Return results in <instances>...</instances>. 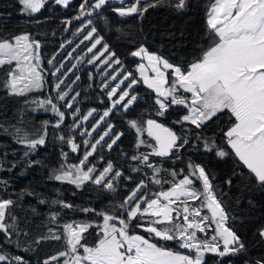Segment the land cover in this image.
<instances>
[{
    "label": "snow or ice",
    "instance_id": "1",
    "mask_svg": "<svg viewBox=\"0 0 264 264\" xmlns=\"http://www.w3.org/2000/svg\"><path fill=\"white\" fill-rule=\"evenodd\" d=\"M47 2L48 0H18L22 10L28 14L40 12ZM168 2L169 6L177 10L186 7V0H177L175 4L171 0ZM54 3L67 7L70 0H54ZM106 3L107 0H91V3L83 0L79 6V14L73 19L80 20L83 28H88L92 25V20L84 21L83 18L91 17L95 10L101 9ZM163 3L164 0H155V3L135 0L127 8L121 7L116 11L122 17L135 13L142 16L148 8ZM71 22L64 21L66 25ZM206 23L210 46L202 49V54L189 65H174L167 59L149 53L144 47L133 51V57H142L147 61V64L137 66L142 80H138L132 72H125L119 79V73L111 75V81H117L114 86L108 80L102 82V89L106 90L110 106L99 115L92 132L99 128L101 122H106V118L114 110L129 111L138 100V96L131 95L130 90L142 82L156 95L154 103L157 106V116H164L173 105L182 106L186 114L175 123H188L196 129L205 127L213 118L227 116L228 127L226 131H222L225 147H219L215 140L209 142L204 139L205 151L215 149L216 155L221 159L233 157L238 166L247 169L245 179H254L264 187V0H214L207 12ZM83 28L78 31H83ZM96 33L97 28L92 26L81 41H92L87 49L88 53H93L98 45H102V49L93 53L92 59L88 60L89 64L100 60L108 52V45L102 44L103 37ZM40 47V42L28 34L0 39V70L4 72L2 84L9 95L26 97L29 93L44 89L46 80L44 69L40 66ZM63 47L62 44L61 48ZM68 56L71 57L72 53L69 52ZM114 56V53H109L100 62L109 68L113 64L119 65L120 60L112 59ZM54 60L55 56L47 63L55 69L50 73L57 81L52 86L55 98L48 96L43 100L34 99L31 103L45 110H48L46 106H50V110L58 117L54 127L59 128L65 120V111L58 106L59 102H63L65 108L73 109V102L80 93L77 92L68 99L71 89L64 91L61 88L65 84V79L61 76L67 77L68 73L61 72L64 64L55 67ZM75 67L73 64L72 68ZM149 71L152 75H149ZM79 79L77 76L76 80ZM25 103L28 101L25 100ZM80 111L77 107L72 115L83 121H88L97 112L93 108L86 115L78 117ZM48 123L44 122L45 132ZM127 123L136 132V149L139 150L141 146L150 149L149 152L132 155L131 159L152 169L151 183L160 185L162 189L165 183L170 184V187L149 195L143 191L147 187L146 182L141 180L120 202L116 212L82 209L99 216L102 223H67L62 226V234L49 228L48 235L38 238L35 243L39 244L42 240H63L64 250L46 258L43 264H204L205 253H217L219 257H225L243 249L244 245L239 237L226 226L227 213L216 197L209 176L202 166L189 162L187 172L184 169L177 172L162 169L150 161L152 156L170 158L187 145L189 140L178 136L156 119L143 122L130 119ZM76 127L80 125L77 124ZM113 128V125L108 124L95 143L90 144L88 140H84L86 148L90 144V150L84 152L79 164L69 165L61 174L55 175L54 179L66 181L77 188L91 182L103 185L108 190H115L112 181L122 177L123 173L113 171L111 162L98 175H94V164L88 166L89 157L93 156L105 137H110ZM21 131L17 129V133ZM92 132L85 131L81 135L91 136ZM145 133L150 140L141 138ZM121 135L119 133L111 138L107 148L111 149ZM18 142L35 149L37 145H43L45 139L43 135L38 139H29L25 133L18 137ZM66 142L71 146L72 152L78 151L80 146L73 139ZM27 154L26 152L25 155ZM132 170L138 172L141 169L135 167ZM162 171H167L171 179L162 180ZM110 173L112 176L108 179ZM181 176L182 178L177 179ZM198 181L199 188L196 187ZM227 183L231 184V180ZM197 201L199 203H195ZM13 203L11 199H0V233L6 238L11 234L9 229L16 227L15 217H11L12 224L6 222L10 216L8 210ZM63 207L73 206L65 203ZM50 219L56 222L57 216L53 214ZM92 228L96 229L94 243H82L87 240L84 234ZM210 232L213 234L208 238ZM199 234H204V238ZM259 236L264 238V228L259 230ZM168 242H174L178 249L187 251L174 250L169 247ZM221 246L223 251L220 250ZM13 261L23 264L20 256L9 258L0 254V264H12ZM255 264H264V260H257Z\"/></svg>",
    "mask_w": 264,
    "mask_h": 264
},
{
    "label": "trees",
    "instance_id": "2",
    "mask_svg": "<svg viewBox=\"0 0 264 264\" xmlns=\"http://www.w3.org/2000/svg\"><path fill=\"white\" fill-rule=\"evenodd\" d=\"M89 2L91 3V0ZM146 2L155 3V0ZM171 2L175 4L177 0ZM212 2L213 0H186V7L177 10L169 6L168 0H164L163 4L148 8L142 16L135 13L122 17L116 11L120 5L107 0L91 17L83 18L84 21L91 19L92 25L83 28L82 22L77 20L70 24L69 33L63 35L66 25L64 21L72 20L79 14V6L83 0H72L67 7L56 5L54 0H48L40 12L34 14L22 13L18 0H0V39L28 34L39 41L40 66L44 69L46 80L42 91L18 97L9 95L8 90L3 87L4 72L0 70V199H11L14 202L8 210L10 216L6 222L12 224L11 217H15L16 225L15 229H9V237L6 238L0 233V254L9 258L20 256L23 264H43L46 258L64 250L63 240H42L39 244L35 243L38 238L48 235L49 228L62 234V226L67 223H102L99 216L82 209L116 212L120 202L141 180L146 182L147 187L143 191L149 195L167 190L170 184L165 183L162 189L160 185L151 183L152 169L131 159L132 155L146 153L150 149L145 146L136 149L137 135L127 121L138 119L143 122L156 119L178 136L186 137L189 143L170 158L152 156L150 161L162 169L177 172L181 169L187 172L189 162L202 166L209 176L216 197L227 213L226 226L236 233L244 245L239 252L229 253L225 257H219L217 253H205L204 264H255L257 260H264V238L259 236V230L264 228V187L254 179H245L248 175L247 169L238 166L233 157L221 159L216 155L215 149H204V139L209 142L215 140L219 147H225L222 131L227 130V116L213 118V121L201 129H196L188 123H175L186 114V110L182 106L173 105L164 116H157L155 93L138 83L130 90L131 95L138 96L130 110H114L106 118V122H101L99 128L92 132L99 115L110 106L106 90L102 89V82L108 80L111 85L117 82L111 81V75L117 70L120 75L125 71L134 73L138 61L131 57V53L135 49L143 46L147 51L156 53L174 65L184 66L198 58L202 49L210 46L206 20ZM92 26L97 28L96 35L103 37L102 44L108 45V52H105L100 60L89 64L88 60L92 59L93 53L102 49V45H98L93 53H88L87 49L92 41L81 43ZM81 28L83 31H78ZM73 49H76L75 52ZM67 51H72L76 63L72 58H66ZM109 53H114L112 59H119L121 63L113 64L111 68L101 63ZM53 56L55 67L64 64L61 72L68 73L67 77L61 76L65 79L62 90L71 89L68 99L77 92L80 93L73 102V109H67L63 102H59L58 106L65 111V120L59 128L54 127L58 117L50 110V106H46L48 110H45L31 103L34 99L43 100L48 96L55 98L56 93L52 86L57 81L50 74L55 69L47 63ZM73 64L76 65L75 68H72ZM70 68L72 71L68 72ZM77 76L80 77L78 81ZM25 100L28 103H25ZM77 107L81 110L77 114L78 117L86 115L93 108L97 112L88 121H83L72 115ZM45 121L49 122L46 132ZM77 124L80 127H76ZM108 124L114 126L113 131L110 137H105L97 146L93 156L89 157L88 166L94 164V175H98L107 163L111 162L113 171L123 173L122 177L112 181L115 190H108L103 185L91 182L77 188L66 181L55 180L54 176L61 174L69 165L79 164L84 152L90 150V144L95 143ZM17 129L22 131L17 133ZM85 131L92 132V135H81ZM25 133L29 139H38L43 135L45 143L30 149L26 143L18 142V137ZM119 133H122L120 139L108 149L107 144L111 142V138ZM61 137L64 139L61 140ZM141 138L150 140L146 133ZM68 139H73L80 146L77 152H72L71 146L66 142ZM84 140L90 142L89 147H85ZM135 167L141 170L133 171ZM111 176L110 173L108 179H111ZM160 178L171 179L167 171H162ZM180 178L182 176L177 179ZM228 180H231V184L227 183ZM196 187H200L199 181ZM65 203L73 207L65 208ZM53 214L57 216L56 222L50 219ZM95 232L96 229L92 228L85 233L87 240L82 243L92 245ZM212 234L210 232L208 238ZM199 235L204 238V234ZM168 245L174 250L186 252L184 249H178L174 242H168ZM220 250L223 251L222 246ZM12 264L16 262L13 261Z\"/></svg>",
    "mask_w": 264,
    "mask_h": 264
},
{
    "label": "rangeland",
    "instance_id": "3",
    "mask_svg": "<svg viewBox=\"0 0 264 264\" xmlns=\"http://www.w3.org/2000/svg\"><path fill=\"white\" fill-rule=\"evenodd\" d=\"M70 1H72V0H70ZM114 3H118L119 5H120V8L121 7H124V8H127V7H125V6H123L122 5V3H121V0H112ZM132 3H134V2H132ZM131 3V4H132ZM22 6V5H21ZM22 13H24V14H28L27 12H24L23 10H22ZM140 47H143V46H140ZM140 47H138L137 49H135L134 51H137ZM69 52H71L72 53V51H67V55H66V58H72V60H73V62L74 63H76V60L73 58V56H71V57H69L68 56V53ZM149 52V51H148ZM149 53H151V54H154V55H157L156 53H152V52H149ZM157 56H159V55H157ZM131 57H133L132 55H131ZM161 57V56H160ZM65 58V59H66ZM135 59H137V61H138V64H137V66L139 65V64H141V63H144V64H147V61L145 60V59H143L142 57H134ZM118 70L116 71V72H114L112 75H116V74H118ZM125 72H127V71H125ZM125 72H123L120 76H119V78H121V76L125 73ZM133 75L138 79V80H142V78H140V76H139V72H138V67H136L135 68V72L133 73ZM149 75H152V73L149 71ZM118 78V79H119ZM116 82H114L112 85L114 86V84H115ZM140 84H142V85H144L145 87H147L145 84H143L142 82H140ZM151 90V89H150ZM153 91V90H152ZM185 251H187V250H185ZM184 252V251H183Z\"/></svg>",
    "mask_w": 264,
    "mask_h": 264
},
{
    "label": "water",
    "instance_id": "4",
    "mask_svg": "<svg viewBox=\"0 0 264 264\" xmlns=\"http://www.w3.org/2000/svg\"><path fill=\"white\" fill-rule=\"evenodd\" d=\"M72 22H76L77 20H74V19H72L71 20ZM71 22V23H72ZM67 29V30H66ZM69 29H70V24H67V25H65V31L63 32V35H66V34H68L69 33ZM158 122V121H157ZM160 123V122H159ZM162 124V123H161Z\"/></svg>",
    "mask_w": 264,
    "mask_h": 264
},
{
    "label": "built area",
    "instance_id": "5",
    "mask_svg": "<svg viewBox=\"0 0 264 264\" xmlns=\"http://www.w3.org/2000/svg\"><path fill=\"white\" fill-rule=\"evenodd\" d=\"M132 2H135V0H124V3L122 5L128 7L131 5ZM190 203L192 202L190 201Z\"/></svg>",
    "mask_w": 264,
    "mask_h": 264
},
{
    "label": "crops",
    "instance_id": "6",
    "mask_svg": "<svg viewBox=\"0 0 264 264\" xmlns=\"http://www.w3.org/2000/svg\"><path fill=\"white\" fill-rule=\"evenodd\" d=\"M213 2H214V0H213ZM213 2H212V3H213ZM209 9H210V8H209ZM208 11H209V10H208Z\"/></svg>",
    "mask_w": 264,
    "mask_h": 264
}]
</instances>
